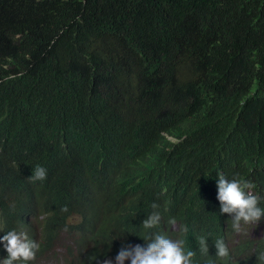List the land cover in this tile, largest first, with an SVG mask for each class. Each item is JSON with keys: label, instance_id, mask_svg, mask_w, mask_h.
<instances>
[{"label": "trees", "instance_id": "obj_1", "mask_svg": "<svg viewBox=\"0 0 264 264\" xmlns=\"http://www.w3.org/2000/svg\"><path fill=\"white\" fill-rule=\"evenodd\" d=\"M220 172L264 195V0H0V229L40 243L32 264L76 233L62 264L114 261L153 201L194 250L264 264Z\"/></svg>", "mask_w": 264, "mask_h": 264}, {"label": "clouds", "instance_id": "obj_2", "mask_svg": "<svg viewBox=\"0 0 264 264\" xmlns=\"http://www.w3.org/2000/svg\"><path fill=\"white\" fill-rule=\"evenodd\" d=\"M29 178L33 181L45 180L47 170L42 165H37ZM216 182L220 213L228 214V225L233 232L241 233L246 226L256 225L264 218V195L255 190L254 182L239 176L229 177L223 172L219 173ZM150 207L152 211L148 212L140 227L128 230L143 237L146 243L124 244L114 261L107 259L104 264H125L126 261H130V264H200L196 259L198 253L207 257L204 264H221L224 259L230 258L231 251L223 236L213 238L210 234L197 235L198 251L194 250L189 246L187 225H183L179 229L180 234L174 236L172 233L177 232V219L169 217L165 220L159 211V204L155 201ZM164 222L169 226L167 231L162 227ZM253 229L257 232V228ZM0 231L4 233L0 235V248L7 253L6 256L0 255V264H32L41 247L40 243L26 230L13 227ZM250 233L253 234L252 231ZM209 237L214 240V256L209 254ZM254 253L259 262L264 260V249H257ZM96 258L92 256L90 260Z\"/></svg>", "mask_w": 264, "mask_h": 264}, {"label": "rangeland", "instance_id": "obj_3", "mask_svg": "<svg viewBox=\"0 0 264 264\" xmlns=\"http://www.w3.org/2000/svg\"><path fill=\"white\" fill-rule=\"evenodd\" d=\"M74 222H77L74 220ZM253 234H256V236H259L260 233L264 231V228H257V232L254 231L253 228L250 229ZM79 239V235L72 234V235H65L61 239V245H56L54 249H52L48 254L51 256L48 258L47 256L40 259L37 263L38 264H62L61 259L63 256H66L68 253V250H73L74 254L76 253L77 248V241Z\"/></svg>", "mask_w": 264, "mask_h": 264}]
</instances>
